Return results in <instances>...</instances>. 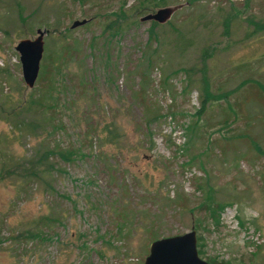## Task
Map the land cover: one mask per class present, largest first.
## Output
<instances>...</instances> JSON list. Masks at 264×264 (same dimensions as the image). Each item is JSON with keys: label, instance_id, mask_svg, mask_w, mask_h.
I'll use <instances>...</instances> for the list:
<instances>
[{"label": "rangeland", "instance_id": "1", "mask_svg": "<svg viewBox=\"0 0 264 264\" xmlns=\"http://www.w3.org/2000/svg\"><path fill=\"white\" fill-rule=\"evenodd\" d=\"M163 6L175 9L160 26L139 21ZM256 21L264 0H0V168L36 149L53 152L47 190L32 179L18 185L1 168L0 264H142L152 240L190 229L205 260L264 264V30L252 32ZM36 29L45 30L43 50L28 88L14 45ZM175 31L190 39L181 51ZM2 95L29 105L36 127L47 98L42 131L15 130ZM204 95L212 99L200 133L188 137ZM234 103L237 119L219 127ZM146 111L165 117L146 125ZM110 122L118 145L104 142ZM206 194L218 203L216 224L200 209ZM35 218L46 238L8 240Z\"/></svg>", "mask_w": 264, "mask_h": 264}, {"label": "trees", "instance_id": "2", "mask_svg": "<svg viewBox=\"0 0 264 264\" xmlns=\"http://www.w3.org/2000/svg\"><path fill=\"white\" fill-rule=\"evenodd\" d=\"M158 3L155 2V5ZM149 6V4L142 5L139 7V10H146ZM121 10V9H120ZM122 11H124L122 9ZM114 19L113 22H117L119 18L123 16L122 13L119 15L113 14ZM229 18L225 17L223 19L224 24H226ZM155 26H160L159 23L152 21L151 22ZM119 25V23H117ZM254 29L252 32L255 31H263L264 30V21H256L253 22ZM190 39L188 37L181 35V32L175 31L174 41H173V48L175 50H182L181 48L189 45ZM189 72V71H187ZM143 90V89H141ZM207 93V90H206ZM208 94V93H207ZM209 96V95H208ZM3 102L1 103V106L3 108H6L7 111H14L13 117H15V121L12 124L13 128L17 130L18 132H29L32 129H37L38 133L42 131L41 126L48 118L47 114H49L48 107L46 103L48 102V99L43 97L38 105L40 106V116L41 118L38 119L39 125L36 127L35 123H33L34 120L28 119L26 120V112L29 110V105L23 108L22 101H13L9 96L2 95ZM211 97H207L206 95L202 96L200 98L199 102V108L196 109L192 116L194 117L193 120H191L188 124L185 125L184 130L189 134L188 137H195L198 133L197 130L200 128L198 125L199 118L202 112L205 110L206 106L210 104ZM235 104V108H232L231 114L225 115L223 119L221 120L219 127H225L228 123L231 121H234L237 119L238 116V105ZM165 117V115L160 113H155L154 115H148L146 111V116H143V120L145 121L146 125H148L151 122L157 121L160 118ZM26 120V121H25ZM35 126V127H34ZM101 131L104 130L106 132L104 136V142L109 144H116L120 142V135L116 131V126L113 122L105 123L103 126H101ZM204 132V131H202ZM108 138V139H107ZM191 139V138H190ZM52 151L44 152L37 149L33 152H31L30 156H22V159L20 162L14 165H8L7 167H1L3 168V176L5 178L14 179V182H18V185H21L24 180L32 179L35 181H38L42 183L47 187H50V177L52 176V164L50 163V155L52 154ZM0 168V176L2 175V170ZM47 190V189H46ZM200 209L204 212H206L211 221L216 224L218 221V214H216L217 209L219 208L217 201L210 195L206 194V197L204 201L200 205ZM48 220V218H46ZM41 225V219H31L28 223L24 225V227L20 229H14L8 236V240L11 242H20L22 240L26 239H44L46 238V233L42 230ZM49 238V236H48ZM198 255H201L202 253L197 250ZM251 258H248V261H251ZM208 262H211L213 264H226L225 262H215L212 259H207Z\"/></svg>", "mask_w": 264, "mask_h": 264}, {"label": "water", "instance_id": "3", "mask_svg": "<svg viewBox=\"0 0 264 264\" xmlns=\"http://www.w3.org/2000/svg\"><path fill=\"white\" fill-rule=\"evenodd\" d=\"M175 8L163 6L153 12L145 13L139 17V21H155L164 23L170 17ZM84 19L73 21L70 28L83 24ZM35 37L20 38L14 45L18 54L20 74L24 85L28 88L34 85L39 61L42 56V37L44 29H36ZM142 264H213L201 258L195 247V232L190 229L182 234L163 237L152 240L148 245V253Z\"/></svg>", "mask_w": 264, "mask_h": 264}]
</instances>
